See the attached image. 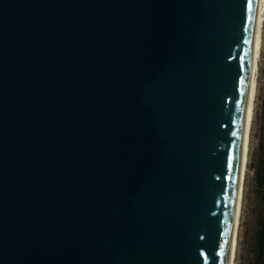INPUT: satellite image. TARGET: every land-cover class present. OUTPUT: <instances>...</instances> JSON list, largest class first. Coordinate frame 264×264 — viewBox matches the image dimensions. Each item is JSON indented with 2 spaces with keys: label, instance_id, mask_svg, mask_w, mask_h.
Here are the masks:
<instances>
[{
  "label": "water",
  "instance_id": "obj_1",
  "mask_svg": "<svg viewBox=\"0 0 264 264\" xmlns=\"http://www.w3.org/2000/svg\"><path fill=\"white\" fill-rule=\"evenodd\" d=\"M256 0H0V264H225Z\"/></svg>",
  "mask_w": 264,
  "mask_h": 264
},
{
  "label": "bare ground",
  "instance_id": "obj_2",
  "mask_svg": "<svg viewBox=\"0 0 264 264\" xmlns=\"http://www.w3.org/2000/svg\"><path fill=\"white\" fill-rule=\"evenodd\" d=\"M252 28L253 30L250 39L248 56L246 96L241 117V152L236 167L237 204L234 213L233 228L227 242L225 264H236L237 260L238 240L251 148V135L254 123L256 99L258 95L260 64L262 61V46L264 39V0H256Z\"/></svg>",
  "mask_w": 264,
  "mask_h": 264
},
{
  "label": "rangeland",
  "instance_id": "obj_3",
  "mask_svg": "<svg viewBox=\"0 0 264 264\" xmlns=\"http://www.w3.org/2000/svg\"><path fill=\"white\" fill-rule=\"evenodd\" d=\"M264 39L258 84V95L251 135V148L246 177L242 219L236 264H253L258 218L262 203L258 189L257 169L264 150Z\"/></svg>",
  "mask_w": 264,
  "mask_h": 264
},
{
  "label": "trees",
  "instance_id": "obj_4",
  "mask_svg": "<svg viewBox=\"0 0 264 264\" xmlns=\"http://www.w3.org/2000/svg\"><path fill=\"white\" fill-rule=\"evenodd\" d=\"M262 149L264 150V145L262 146ZM257 182L262 210L258 218L253 264H264V153L257 169Z\"/></svg>",
  "mask_w": 264,
  "mask_h": 264
}]
</instances>
